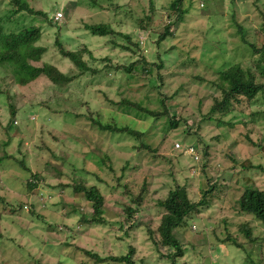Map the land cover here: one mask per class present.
I'll return each mask as SVG.
<instances>
[{
	"label": "rangeland",
	"instance_id": "rangeland-1",
	"mask_svg": "<svg viewBox=\"0 0 264 264\" xmlns=\"http://www.w3.org/2000/svg\"><path fill=\"white\" fill-rule=\"evenodd\" d=\"M25 1L43 15L12 13V21L6 25L12 30L41 27L36 45L47 50L40 62L54 65L65 74L71 73L73 65L58 53L54 44L57 35L66 48L87 44L98 59L112 52L105 49L110 38L131 49L139 40L146 61L136 63L133 74L111 72L110 79L86 86L80 110L95 111L101 106L116 110L118 124L131 125L143 135L137 138L101 132L87 118L57 113L56 109L65 106L52 104L50 82L45 76L19 85L10 67L0 64V156L3 148L19 158L29 155L25 165L11 158L0 165V196L4 202L0 204V262L95 264L82 248L106 256L125 254L131 245L137 264H168L157 257L142 225L151 220L156 199L169 189L180 184L191 201H199L210 184L215 185L211 201L174 229L186 246L185 256L178 263L264 264V225L238 209L244 188L264 189V94L250 104L244 102L241 110L221 116L220 123L212 118L201 120L213 99L220 96L210 81L216 79L221 68L240 62L255 71L253 55L242 36L256 40V31L264 21V0H182L183 18L171 25L173 35L161 41L162 47L157 41L168 21L170 0H152V8L149 0H98L99 6H89L88 0ZM15 6L10 0H0V17ZM58 11L62 18L54 21ZM147 15H151V22L144 30L139 21ZM84 23L108 24L116 32L130 34L132 43L118 34L102 40L85 30ZM136 28L139 35L134 32ZM131 52L117 47L112 53L114 57H126L121 59L126 64L141 61L139 51L136 55ZM156 53L163 61L161 67L157 66ZM156 83L165 97L164 104ZM80 87L73 86L70 91L76 96ZM121 100L137 102L151 111L163 112L167 107L178 124L172 127L165 115L155 119L146 111L117 104ZM80 129L99 138H90L88 144L78 142L75 137ZM198 139L202 141L200 146ZM175 142L181 148L175 149ZM190 145L195 148L194 154L185 151ZM204 162L209 167L202 166ZM25 166L40 174L37 186L31 189L26 183L30 171ZM78 174H83L88 185L97 184L105 192L104 215L111 227L80 222L92 209L85 197L77 200L68 186ZM140 194L145 199L144 208L141 206L132 217L141 221L140 226L119 240L117 236L123 231L117 230L118 221L125 218L127 205L136 207L132 199ZM157 222L155 217L152 223Z\"/></svg>",
	"mask_w": 264,
	"mask_h": 264
},
{
	"label": "trees",
	"instance_id": "trees-1",
	"mask_svg": "<svg viewBox=\"0 0 264 264\" xmlns=\"http://www.w3.org/2000/svg\"><path fill=\"white\" fill-rule=\"evenodd\" d=\"M10 1L16 6L9 8L7 12L2 17H0V64L10 67L14 80L19 85H27L38 79L40 76H45L50 82L49 91L52 104H61L65 106V108L62 110L60 108L56 109L58 110L57 113L64 112V114L72 115L77 118H87L90 123L101 132H107L111 134L124 133L129 134L130 136H136L137 138L142 137V131L132 128L131 125L117 123V116L114 115L116 110H111L105 106H101L95 111H90L88 109L86 110L87 112H82L80 110L83 103L81 96L86 86H90L93 83L97 84L104 78L110 79L111 77H109V75L111 72L113 74L116 71L124 72L126 74H133L131 72L132 69L134 70L135 64L146 61L145 54L139 49L142 48L139 40H137L135 43H132V36L130 34L116 32L113 28L105 23H84L82 25V27L91 35L102 37V40H107L109 36L118 34L126 38L130 43L134 44L135 49H131L130 46L127 47L126 45L118 43L115 38H110L109 42H107V46H105V49H108V52H113V50L117 47L131 50V55H136V53H138L137 51H139V58L141 61L135 59L126 64L121 61V59L126 57H114L112 52L100 59L96 58L93 56L92 50L89 49L87 44H83L82 47L78 49L66 48L60 41L61 39L59 37V39L57 38V35L54 44L58 53L63 58L68 59L73 65V70L71 73L65 74L54 65L40 62L43 53H45L47 50V48L44 46L36 45V42L41 36V27L27 26L19 28L18 30H12L6 25L7 22L12 21V13L19 12L18 15H20L23 12H28L30 14L43 15L42 11L33 10L28 6L25 0ZM87 3L89 6L100 5L98 0H88ZM152 3V0H149V5L151 6L150 8L153 7ZM201 4L204 6L203 2H201ZM168 12L170 13L166 16L168 21L165 22L164 30L162 33H160L157 41L159 47H162V40L171 38L173 35V33L170 31L171 25L183 18L184 10L182 8V0H170ZM171 14L173 16L172 19ZM142 22L144 23L142 24ZM149 22H151V15L140 18L139 25L145 30ZM138 30L139 28H136L134 29V32L138 34ZM242 40L246 48H248L253 55V65L256 68L255 71L251 70L249 67L242 66L240 62L234 63L228 67L226 66L225 68H221L217 72L216 79L210 81V83L219 90L220 96L213 99V103L211 104L209 111L207 112L206 116L202 117L201 120L208 119L211 121L212 118L213 121H218L216 123H220L222 122V119H220L221 116H225L233 111L241 110L240 105H242L244 102L250 104L258 95L264 94V21L261 23V27L256 31V40L254 42L244 39L243 36ZM110 44H113V46H110ZM156 59L159 61L157 66L161 67L163 61L160 57V53H156ZM98 62L100 65L97 64ZM143 67H145L144 64ZM196 78L200 79L201 77L196 76ZM79 84H81L79 91H77L79 94L76 93L75 96L74 93L70 91V89L73 86L76 88V85ZM155 88L157 91L160 90L158 83L155 84ZM65 94L67 96L62 97V95ZM161 94L160 100L161 103L164 104L165 97H163V93ZM119 102L126 104L127 106L129 105L130 108L134 107L140 111H146L152 117H155V119L161 115H165L171 121L172 127H176L178 124L177 119L170 117L166 109L167 107H164L163 112H158L151 111L146 107H142V105L137 102L121 100L118 101L117 104ZM48 107L52 108L51 105ZM56 110L53 111L56 112ZM11 114H15L13 109H11ZM184 120L186 121V119ZM186 130H188V128L184 129V131ZM78 133L79 134L77 137H75V140L84 144H88V140L91 141L90 138L97 137L90 134L91 131L87 129H80ZM62 134L65 135L63 132L61 135ZM55 137L58 139L57 136ZM98 138L99 137H97V139ZM201 142L202 141L198 139V146H200ZM142 146H146L147 149H151L147 145L142 144ZM202 146L205 148L207 147V145L205 146L203 143ZM3 151L4 152L0 156L1 166L3 165L4 160L8 158L19 160L22 165H25L27 162L25 158L29 156L27 154L24 158H19L16 153H14V155H10L4 148ZM50 151L53 152L52 149H50ZM229 157L232 161H236L233 156L230 155ZM202 166L209 167V164L207 165L204 162ZM259 167L261 166L259 165ZM24 168L27 171H30V178L26 181L27 185L30 187L29 189L36 187L38 180L40 179V174L32 172L28 166H25ZM86 172L87 171H85V174ZM77 176L76 179H72V182H70L68 186L72 187L77 200L85 197L87 202L90 203L92 209L90 214H83L80 222L83 225L90 226L112 225L104 215V205L107 201L105 192L101 190L97 184L91 183L88 185L87 180L82 177L83 174H78ZM207 181L209 183L211 179L208 178ZM214 187L215 185L208 184L207 189L203 191L202 198L199 201H191L185 187L180 184L169 189L163 197L156 199L154 204L155 211L150 217L151 220L142 225V228H144L145 234L148 235L152 245L159 253H157L158 258L165 260L168 264H191L187 260H183L178 263V260H182V258L185 256L186 246L184 243L178 240L174 229L183 226L188 217L198 213L201 207L207 206L208 202L211 201ZM34 194L38 195L39 192L36 191ZM41 197L44 198L43 195ZM143 199V195L140 194L139 196L132 199V203L136 205L135 208L131 205H127L124 208L126 216L124 219H120L118 221L119 227L117 229L122 230L123 234H121V236H117V239L124 240L126 236L130 235V231L133 228L140 226L139 222L141 221H139L138 218L134 219L132 217L133 214L139 212V208H141L143 202L145 201V199ZM2 203H4L3 197L0 196V204ZM238 204V209L241 212L252 214L264 225V189L253 187L244 188L239 196ZM14 212L15 211H13V213ZM155 217L158 218V222L157 224L153 225L152 222L154 221ZM132 220L134 222H132ZM125 225L128 226L125 227ZM66 231L69 232L70 228L66 229ZM230 243L236 246H241V243H238L236 240H230ZM128 248L129 250L125 254H107L106 256L99 255L92 250L85 248L82 249L87 254V257H89L95 264L108 262H110V264H137L133 258L134 247L128 245ZM3 262L4 261H1L0 264H3ZM251 264L254 263L251 262Z\"/></svg>",
	"mask_w": 264,
	"mask_h": 264
},
{
	"label": "built area",
	"instance_id": "built-area-1",
	"mask_svg": "<svg viewBox=\"0 0 264 264\" xmlns=\"http://www.w3.org/2000/svg\"><path fill=\"white\" fill-rule=\"evenodd\" d=\"M62 17V13L61 12H57L55 15H54V19L57 20V19H60ZM174 148L175 149H178V148H181V145L179 142H175L174 143ZM187 150V151H186ZM185 151L188 152L189 154H194L193 152L195 151L194 147L193 146H188L185 148Z\"/></svg>",
	"mask_w": 264,
	"mask_h": 264
},
{
	"label": "clouds",
	"instance_id": "clouds-1",
	"mask_svg": "<svg viewBox=\"0 0 264 264\" xmlns=\"http://www.w3.org/2000/svg\"><path fill=\"white\" fill-rule=\"evenodd\" d=\"M200 6H202V4H200ZM58 12H60V11H58ZM56 13H57V12H56ZM56 13H55V14H56ZM55 14H54V15H55ZM61 18H62V17H61ZM53 20H54V21H58V20H60V19L55 20V19H54V16H53Z\"/></svg>",
	"mask_w": 264,
	"mask_h": 264
}]
</instances>
